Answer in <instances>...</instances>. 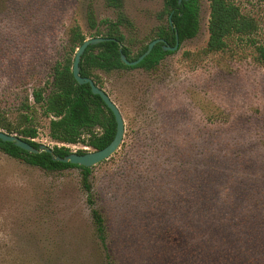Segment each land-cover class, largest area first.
Segmentation results:
<instances>
[{
	"label": "rangeland",
	"instance_id": "374dc122",
	"mask_svg": "<svg viewBox=\"0 0 264 264\" xmlns=\"http://www.w3.org/2000/svg\"><path fill=\"white\" fill-rule=\"evenodd\" d=\"M226 1L255 20L252 38L264 45V0ZM163 3L121 0L133 53L161 24ZM199 5L197 35L152 72L100 75L124 123L118 150L90 176L114 264H198V252L224 264L235 216L245 220L237 231L264 234V67L243 38L204 53L209 3ZM115 18L107 0H0V112L16 123L33 104L72 27L89 39ZM35 109L34 142L52 148L49 119ZM80 181L78 168L45 172L0 152V264H106Z\"/></svg>",
	"mask_w": 264,
	"mask_h": 264
},
{
	"label": "trees",
	"instance_id": "16d2710c",
	"mask_svg": "<svg viewBox=\"0 0 264 264\" xmlns=\"http://www.w3.org/2000/svg\"><path fill=\"white\" fill-rule=\"evenodd\" d=\"M207 1L209 3L208 40L204 53L222 52L225 50L229 38H243L252 44L256 63L264 67V45L255 43L252 38V35L257 31L255 20L242 15L237 6L226 0ZM107 5L116 11V18L113 21L102 23L103 34L99 33L97 27H94V37L112 40L88 46L79 63L80 75L92 79L100 89H103L101 74L106 76L123 74L137 69L150 73L166 55L172 52L162 51V44L158 43L152 48L149 55L135 66L125 65L121 61V54L128 61H135L146 51L147 45L155 39H162L167 45L173 46L175 34L181 44L186 40L193 39L199 31V0H181L180 3L178 0H164L160 13L161 24L156 27L152 36L146 37L140 49L133 53L131 47L135 44L136 37L134 35L127 36L122 31V28L129 29L131 25L120 9L121 0H107ZM85 40L78 27H72L69 30L66 51L61 60L57 61L52 68L47 87L32 91L33 104H29L26 100L21 105L22 112L16 123L10 122L5 112H0V130L8 134H16L37 148L39 144L34 142L37 137V128L34 125L33 116L35 108H38L49 119L48 136L55 143L52 147L54 157L62 158L70 154L68 146L82 145L93 150H101L112 141L116 130L113 115L99 96L92 95L88 84L78 85L72 76L71 69L75 52ZM0 152L45 172H62L69 168H78L81 174V188L85 193L86 203L90 210L94 236L104 252L105 263L114 264L106 246L107 233L104 218L95 208V199L90 183L92 168L57 162L52 159V155L46 152L31 154L15 147L13 143L1 140ZM85 152V150L79 149L76 153L83 154ZM210 169H215V167ZM201 189L191 190V197L195 200L196 197L203 200L206 190ZM199 193L203 195L202 198ZM207 200L206 197L197 208L204 209L202 206L210 204ZM234 218L235 221L232 224L234 227L242 225L245 221L240 217L235 216ZM234 227L231 233L233 246L229 248L227 254L220 258L224 260V264H264L263 232L257 229L256 231H243L242 229L237 231ZM257 240L261 243L258 244ZM194 256L198 264H215L214 259L217 257L210 258L199 252Z\"/></svg>",
	"mask_w": 264,
	"mask_h": 264
},
{
	"label": "water",
	"instance_id": "95a60500",
	"mask_svg": "<svg viewBox=\"0 0 264 264\" xmlns=\"http://www.w3.org/2000/svg\"><path fill=\"white\" fill-rule=\"evenodd\" d=\"M180 2L181 0H178V3ZM169 23L171 24L170 20H169ZM110 40L112 39L104 38V37H92V38L86 39L80 45V47L76 50L74 59L72 62V69H71L72 76L75 82L78 85L88 84L92 95L99 96L102 102L104 103V105L113 115V118L116 124L115 135L112 141L106 147H104L101 150L86 151L83 154H77L76 152H72L61 158L59 156L54 157L52 148L48 146L39 144L37 148H34L33 146L25 142L22 138L16 135H13V134H8L2 130H0V140L2 142L13 143L15 147L23 151H26L28 153L39 154L41 152H46L52 155V159L54 161L61 162V163H69L71 165H78L84 168H92L100 164L101 162L107 160L108 158H110L118 150L120 144L122 143V139L124 136V123H123L121 113L118 107L111 101L109 96L105 93V91H103L98 86H96L94 82L92 81V79L87 78V77H82L80 75V67H79L81 57L84 54V51L88 46L96 45V44H99L105 41H110ZM158 43L162 44V51L164 52H175L178 50L179 45H180L177 34H175V43L173 46L167 45L162 39H155L147 45L146 51L140 57H138L137 60L128 61L126 57L123 54H121L120 56L121 61L127 66H135L139 64L146 56H148L152 48Z\"/></svg>",
	"mask_w": 264,
	"mask_h": 264
},
{
	"label": "flooded vegetation",
	"instance_id": "af4514ba",
	"mask_svg": "<svg viewBox=\"0 0 264 264\" xmlns=\"http://www.w3.org/2000/svg\"><path fill=\"white\" fill-rule=\"evenodd\" d=\"M169 20H170V18H169Z\"/></svg>",
	"mask_w": 264,
	"mask_h": 264
}]
</instances>
